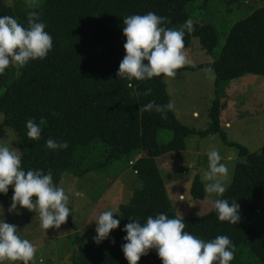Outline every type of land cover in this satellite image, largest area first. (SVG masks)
Masks as SVG:
<instances>
[{
	"label": "trees",
	"instance_id": "obj_1",
	"mask_svg": "<svg viewBox=\"0 0 264 264\" xmlns=\"http://www.w3.org/2000/svg\"><path fill=\"white\" fill-rule=\"evenodd\" d=\"M194 0H40L32 7L21 1L11 6L0 0V15H10L27 26V12L38 11L53 37V49L43 60L30 61L25 67L10 66L0 75V126L10 127L18 139V154L25 170L51 171L59 184L66 172L82 177L91 170L108 166L126 157L132 162L137 186L130 199L119 205L120 226L99 245L86 243L81 237L73 264H128L121 250L126 235L121 231L131 219L142 223L148 216L166 213L179 217L170 202L156 159L173 151H185L190 136L218 134L221 140L238 150L230 185L223 199L239 204L237 224L218 220L213 208L205 214L183 217L185 231L209 240L227 235L236 247L231 264H250L254 258L264 264V219L256 222L264 193V151H250L230 141L223 126L221 85L252 74L264 76V6L254 9L229 28L221 50L212 61L186 65L178 69H212L215 75L214 98L204 129L180 121L174 106L162 119L155 111H142L149 101L171 102L164 76L151 80L127 81L116 77L125 55L122 21L125 16L154 12L166 18V26L179 28L189 20L188 4ZM207 3L209 0H203ZM229 6L243 0H218ZM194 31L184 37L185 49L197 38L206 53L214 55L218 34L210 23H193ZM151 89L149 95H143ZM133 91L139 95H133ZM172 103V102H171ZM41 124V139L27 138L26 121ZM160 130L171 132L167 142L159 140ZM49 138L68 141L67 150L53 151L45 146ZM95 142H100L98 161L92 159ZM136 155L135 160H132ZM140 155L139 157H137ZM194 199H204V183L196 175L190 189ZM0 194V200L10 199ZM19 234V233H18ZM115 243H112V240ZM138 264H162L155 250L142 256Z\"/></svg>",
	"mask_w": 264,
	"mask_h": 264
},
{
	"label": "clouds",
	"instance_id": "obj_2",
	"mask_svg": "<svg viewBox=\"0 0 264 264\" xmlns=\"http://www.w3.org/2000/svg\"><path fill=\"white\" fill-rule=\"evenodd\" d=\"M11 6L12 0H8ZM26 24L10 15H0V75L10 66L16 69L25 67L30 61L43 60L53 49V37L46 31L47 25L38 11H28ZM122 34L125 55L119 63L116 77L126 80L127 87L134 89L132 81L151 80L164 76L173 78L177 70L191 64L184 48V37L194 31L192 21H185L179 28L166 26V18L154 12L125 16L122 21ZM195 66L194 64L192 65ZM214 79L212 70H208ZM147 89L143 95H149ZM133 95L139 93L133 91ZM173 104H157L154 100L143 105L142 111H155L162 119ZM43 120H41V124ZM41 124L33 119L26 121L27 138L41 139ZM45 146L53 151L67 150L68 141H57L49 138ZM208 171L205 179V192L223 197L226 186L222 179L229 174L228 167L222 163L218 150L206 153ZM11 186V203L7 211L19 214L20 209H27L38 214L44 230L59 229L66 223L72 210L68 207L69 196L63 187L53 181L51 171L42 169L25 170L21 156L6 144L0 143V194L7 195ZM239 204L227 199L214 201L213 211L221 222L237 224L240 221ZM112 210L103 211L94 220L95 243L108 239L112 230L120 226L121 220L114 218ZM117 215V214H116ZM183 216L170 218L166 213L148 216L142 223L139 219H131L121 231L126 235L121 250L128 264H138L142 256L155 250L162 264H231L235 259L236 247L227 235H217L204 240L185 231ZM115 243L113 239L111 241ZM37 254L36 247L26 238L18 234V227L4 219V206L0 204V264L19 261L20 264H33ZM39 264H45L43 257Z\"/></svg>",
	"mask_w": 264,
	"mask_h": 264
},
{
	"label": "rangeland",
	"instance_id": "obj_3",
	"mask_svg": "<svg viewBox=\"0 0 264 264\" xmlns=\"http://www.w3.org/2000/svg\"><path fill=\"white\" fill-rule=\"evenodd\" d=\"M8 3V0H3ZM21 1L28 7L37 5L40 0H12V4ZM264 6V0H243L239 5L229 6L218 0H194L188 4L189 20L192 23H210L218 34V45L214 55L201 49L199 40L193 38L185 53L191 64L209 62L221 50L230 26L237 20L245 18L258 7ZM209 69H182L173 78L165 77L168 94L175 109L176 117L184 124L196 129H204L209 122L208 110L214 96V79L210 78ZM212 70V69H211ZM214 74V71L212 70ZM220 99L223 104L222 116L232 122L223 126L230 141L246 146L250 151H264V76L248 74L243 78L223 82ZM194 113L196 115H194ZM3 115L0 114V122ZM171 132L160 130L159 140L167 142ZM0 143L18 151V139L8 126H0ZM92 159L98 161L100 142H95ZM187 152L173 151L159 156L156 161L164 181L168 198L178 216L194 217L205 214L213 208L214 201L220 197L206 193L204 199H194L190 189L196 175L205 185L208 181L207 155L210 150H218L222 163L229 174L222 179L227 187L230 185L236 163L240 160L238 150L225 144L218 134L210 136H190L186 140ZM133 155L132 160H135ZM126 157L112 161L108 166L91 170L82 177L66 172L59 184L69 196L68 207L72 210L66 223L59 229L44 230L38 214L27 209H20L19 214L9 213L11 199L0 200L4 206V219L18 227L22 238L28 239L37 249L33 264H39L43 257L45 264H73L81 237L86 243H95V219L103 211L112 210L114 218L120 219L119 205L127 202L136 183V174ZM11 189V186L10 188ZM117 214V215H116ZM264 219V193L254 216L256 222ZM116 230V229H115ZM112 230V233L115 231ZM108 238V239H109ZM107 240V239H106ZM105 241V240H104ZM102 243V242H101ZM250 264H258L249 258ZM11 264V262H5ZM15 264H20L19 261ZM247 264V263H246Z\"/></svg>",
	"mask_w": 264,
	"mask_h": 264
},
{
	"label": "crops",
	"instance_id": "obj_4",
	"mask_svg": "<svg viewBox=\"0 0 264 264\" xmlns=\"http://www.w3.org/2000/svg\"><path fill=\"white\" fill-rule=\"evenodd\" d=\"M243 78V77H242ZM214 94V93H213ZM171 99V98H170ZM194 115H196L195 113H194ZM232 124V122H229V123H227L226 124V126H229L230 127V125ZM207 126V125H206ZM187 150H188V148L186 147V150L184 151L185 153L187 152ZM140 155H138L137 157H139Z\"/></svg>",
	"mask_w": 264,
	"mask_h": 264
}]
</instances>
